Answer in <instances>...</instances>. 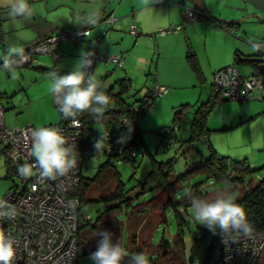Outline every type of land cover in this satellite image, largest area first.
Returning <instances> with one entry per match:
<instances>
[{
	"label": "rangeland",
	"instance_id": "1",
	"mask_svg": "<svg viewBox=\"0 0 264 264\" xmlns=\"http://www.w3.org/2000/svg\"><path fill=\"white\" fill-rule=\"evenodd\" d=\"M234 0H213L211 4L216 11H224L223 5L231 4ZM241 2L245 9V15L235 23V35L240 40L238 56L243 57L244 53L253 52L254 48L250 41H260L264 39V0H237ZM0 3H5L0 0ZM260 11V14H259ZM263 13V14H261ZM212 16L215 14L210 13ZM247 14H250L249 16ZM247 15V16H246ZM215 17L228 21L229 19L215 15ZM260 18H263L262 20ZM232 20V19H230ZM189 24V23H188ZM227 24V23H226ZM229 26H234L228 24ZM223 32L227 30L221 25ZM30 27H16L14 29L3 28L0 30V46H7L9 41H19L23 34H30ZM225 28V30H224ZM237 28V29H236ZM34 28L32 27V30ZM74 30V29H73ZM157 30V29H156ZM71 29L57 30L60 32H69ZM229 31V30H227ZM232 33V32H231ZM3 35V37H2ZM195 36V37H194ZM195 48L199 53L198 63L204 73L203 80L196 79L189 81L188 77L176 76L171 86H166V92L159 97L152 99L153 107L138 113L140 118L137 122L140 142L138 143L143 154L135 158V166L124 160L116 165L120 175L126 180L127 185L133 184L135 180H142L150 168V155L155 159L162 160L169 156H174V165L172 177L183 172L186 165L200 156H206L209 148L220 155H226L230 159L238 160L245 158L252 168L260 167L264 163V98L242 99H222L215 102L206 112L204 126L207 128V138L204 141L192 139L189 143L181 140L173 141L172 138L161 133L173 126V131L177 137L185 138L187 136L186 128L192 111L208 97V86L213 71L217 68L234 65L241 73H247L254 70V64L248 60L236 61L233 53H226L222 44L224 37L218 28H210L207 32L209 39L205 40V48L202 49L203 37L194 34ZM147 51L145 56L153 59L157 53V44L154 39L149 37ZM66 41V39H62ZM2 50L0 48V55ZM174 55V54H173ZM234 55V57H236ZM123 60V59H122ZM50 62L47 54H35V60L29 65H20L15 68L16 78L13 79L8 70L0 68V103L3 106V118L6 126H20L27 122L34 126H40L46 123L58 121L59 115L52 103L51 96L45 102L44 97L33 98V95L43 92L45 80H36L35 82V63ZM177 64L181 60H176ZM1 63V62H0ZM148 64V60L146 64ZM112 66V65H111ZM108 70L111 72L107 76V82L111 83L119 75L118 69ZM146 67V66H145ZM34 70V71H33ZM146 70V68H145ZM177 71L181 73L178 67ZM134 80L129 89L122 92V96L129 103H137L144 93V75L138 78L133 75ZM113 83V82H112ZM152 83L148 84L150 87ZM116 87V85H115ZM135 88L138 90L135 91ZM134 90V91H133ZM180 104H185L183 119L181 125L173 122V112L179 108ZM92 129L101 131L104 127L102 122L92 124ZM166 145L163 149L162 145ZM164 145V146H165ZM103 155L95 154L83 158L81 161L82 173L90 176L96 170L97 165L103 160ZM262 169H258L249 174V177L256 178L260 175ZM132 173V174H130ZM130 175V176H129ZM248 177V175H247ZM15 180L14 175L8 170L2 153H0V196L11 187ZM111 178L105 175L90 184L85 191L87 197H93L100 193H105L106 187L111 185ZM145 182V188L149 185ZM201 184L202 194L197 193L202 199H215L223 190L228 189L235 197L238 189L232 188L227 180H211L205 173H195L187 178L177 181L174 198H179L185 194L188 188L193 184ZM166 192L160 188L154 190L147 189L142 195L134 201L133 205L127 209L120 208L105 212L102 215L103 223L98 225V231H109L113 234V243L120 242L121 246L126 248L129 254L144 253L147 258L158 259V264H171L168 258L171 254L163 255L160 244L165 241L175 254V258H180L181 264H189L188 257L192 264H201L206 254V244L209 242L211 231L204 225H200L194 219V211L189 203H186L182 210L181 204L178 208L183 222L181 224V234L184 242L183 251L178 245H175L177 226L171 208L168 206L162 217L161 203L165 201ZM103 208L100 201H86L81 209L90 215L93 220L95 213ZM88 227H82L79 230L81 235V246L75 259L76 264H93L89 259V254L94 252L92 248L93 240L97 239L88 233ZM170 256V257H169ZM184 257V258H183ZM175 258L172 264L175 262ZM257 264H264V248L260 253Z\"/></svg>",
	"mask_w": 264,
	"mask_h": 264
},
{
	"label": "built area",
	"instance_id": "2",
	"mask_svg": "<svg viewBox=\"0 0 264 264\" xmlns=\"http://www.w3.org/2000/svg\"><path fill=\"white\" fill-rule=\"evenodd\" d=\"M181 16L182 24H171L166 28L159 27L156 32L164 34L170 30H177L183 24L198 20L201 15L198 9L185 7ZM112 21V14L105 16L103 19L105 29L101 35L96 36L97 41L110 28ZM127 31L136 34L139 29L135 24H130ZM85 32L88 33L87 28L44 36L25 49L28 60L22 65L32 63L37 53L47 54L55 59L59 55L57 49L59 40H77L83 38ZM84 52L92 53L93 64L89 69L90 72H93L97 61L112 62L114 66H121L123 62L118 54L101 53L96 50ZM210 90L218 101L264 98V76L256 70L241 73L236 66L226 65L212 73ZM105 91L111 98L107 113L114 109L115 101L107 88ZM165 91V85L153 81L147 90L150 98L148 108L153 105L152 99L161 96ZM51 99L58 111L59 119L40 126H34L29 122L20 126H6L3 106L0 103V153L9 172L15 178L11 187L0 196V201L7 203L8 207L14 211V216L10 219L0 218V229L11 233L17 241V255L13 264H76L80 227L86 221H91L87 212L79 210L76 185L82 173L81 161L83 158L101 153L110 163L119 164L143 154L140 145L133 141L135 129L132 122L137 123L140 118L138 104L131 105V109L137 112L133 119L130 120L128 116L122 114L114 122L107 116V119L99 120L104 125L99 131L91 127L97 121L93 123L83 121L82 116L85 113L75 121L65 119L58 105L54 103L52 94ZM38 127L61 129L69 146L75 147L79 163L67 175L50 180L41 179L38 173L28 179L18 174V166L25 163L32 164L35 161L32 156L31 133ZM100 139L103 140L104 147L96 151L94 145ZM69 201L75 202V208L69 206ZM0 211H6L3 204H0ZM263 247L264 230L254 231L251 236L237 233L223 235L214 241L211 255L201 264H254ZM148 259L150 264H155V258L148 257ZM189 264L192 262L189 261Z\"/></svg>",
	"mask_w": 264,
	"mask_h": 264
},
{
	"label": "crops",
	"instance_id": "3",
	"mask_svg": "<svg viewBox=\"0 0 264 264\" xmlns=\"http://www.w3.org/2000/svg\"><path fill=\"white\" fill-rule=\"evenodd\" d=\"M3 2L5 3H0V30L3 26L7 29L30 27V34H23L21 40L18 38V42L24 48L37 43L44 36L56 34V31L60 29H88V35L83 38L77 40L66 39V41L59 40L57 43L59 55L55 59L49 56V63L36 62L35 66H32L33 69H36V71L33 70L35 72L34 77H36L35 82L45 77L43 78L45 80L43 92L33 95V98L44 97L43 101L45 102L51 96L47 74L53 70L60 72L62 75L70 73L74 70L75 62L81 53L86 50L118 54L122 57L123 62L119 69L117 68L119 66L115 67L112 62L104 63L101 61H97L93 67V74L110 91L112 97H114V92H123L129 89L128 86L134 80L133 75L139 79L144 75L146 86L142 95L147 93L148 84L153 81L172 87L176 76L188 77L189 81L203 80L205 72L201 70V66L198 63L199 53L195 49L197 47L194 45L196 43L194 34L204 38L202 42L203 49L205 48V40L209 39L207 32L210 28H218L222 33L224 37L222 47L225 52L233 53L234 60L243 61L238 56L241 54L238 53L240 40L233 33L235 32L233 28L237 26L232 23L245 15L242 3L237 0L227 5L221 3L225 9L224 11H216L211 4L213 0H29L33 8V16L27 20L22 17H17L15 20L11 19L8 16L10 0H3ZM185 7L202 9L204 13L208 12L222 16L229 19L228 22L234 26H225L229 31L224 28L225 32H223L221 25L215 24L205 17H200L194 22L181 25L177 30H170L164 34L156 32L159 27L166 28L171 24H182L181 12ZM93 14L96 16L95 23L84 24V20ZM108 14L113 15L111 26L97 41L95 38L101 35V32L105 29L103 19ZM247 15L249 16L250 14ZM130 24H135L139 32L136 34L129 33L127 29ZM32 27L34 28L33 30ZM151 36L157 44V53L155 58L148 59L145 56V52ZM261 41L251 40L250 43L254 50L253 52L244 53V56L251 57L257 54L259 52L258 44ZM1 45L3 46H0L1 55H3L6 53L7 46L3 45V41ZM237 53L238 55L234 57ZM147 60L148 64L145 65ZM176 60H181V63L177 64ZM109 65H112L111 69H118L119 75L111 83H105L107 82V76L111 72L108 70ZM178 67L181 73L177 71ZM136 90L138 89L135 88Z\"/></svg>",
	"mask_w": 264,
	"mask_h": 264
},
{
	"label": "clouds",
	"instance_id": "4",
	"mask_svg": "<svg viewBox=\"0 0 264 264\" xmlns=\"http://www.w3.org/2000/svg\"><path fill=\"white\" fill-rule=\"evenodd\" d=\"M8 16L15 20L22 17L25 20L33 16V8L29 0H10ZM95 14L84 20V24H94ZM84 35H88L87 32ZM92 53L82 52L75 62L74 70L67 74L58 71H50L47 74L49 88L54 103L58 105L60 113L65 119L75 121L81 114L88 113L99 121L108 111L111 98L106 94L105 86L90 72L93 60ZM3 64L0 68L8 70L13 79L16 78L15 68L26 63L24 46L18 41H9L6 53L0 55ZM32 156L35 158L32 164L18 166V174L28 179L37 174L41 179L56 180L67 175L75 169L79 163L78 153L74 146H69L68 140L62 130L57 127H38L31 133ZM104 147L103 140H98L94 148L96 151ZM35 170V171H34ZM191 208L194 211V219L215 233L219 229L221 234L233 233L251 236L254 232L253 225L249 222L245 209L235 202L233 194L223 190L215 199L207 200L196 196L191 191H186ZM6 211H0V218L10 219L14 211L7 203L0 201ZM69 206L75 208V202L69 201ZM100 239L94 252L89 254L93 264H150L144 253L129 254L120 242L113 243V234L107 230L97 234ZM17 255V241L4 230L0 229V264H13Z\"/></svg>",
	"mask_w": 264,
	"mask_h": 264
},
{
	"label": "trees",
	"instance_id": "5",
	"mask_svg": "<svg viewBox=\"0 0 264 264\" xmlns=\"http://www.w3.org/2000/svg\"><path fill=\"white\" fill-rule=\"evenodd\" d=\"M198 10L200 11V17H205L206 19L215 24L224 26H228V24H230V22L212 16L208 12L204 13L202 9ZM232 23L235 24L236 20ZM258 45L259 52L257 54H260L264 57V40H262ZM241 59L248 60L251 62L250 56H243L241 57ZM236 61L239 60L236 59ZM0 62V65H2L3 61ZM254 70L264 76V64L262 70H259L254 64ZM209 92L210 93L206 101L201 102L195 108V110L192 111V115L189 118L188 126L186 128L187 136L185 138L177 137L176 133H174L175 131H173V126L168 127L167 130H165L161 134L172 138L174 142L181 140L182 142L185 141L189 143L192 139H200L201 141H204L207 138V128H205L204 126L206 112L209 110L210 107H212L215 102L218 101L215 99V96L211 92V90ZM121 94V91L113 93L115 107L109 112H105L104 117L102 118L103 120L107 119L108 116L112 121L115 122L117 121V118L122 114L128 116L131 120L133 119V116L137 114V112L131 109L132 103L127 102ZM137 99V104L139 105L138 113L141 111H145L148 108V104L150 102L148 94L145 93ZM184 105L185 104H180L179 108H177L173 112V122H176L177 126L181 125L182 123L181 121L184 115V112L182 110L184 109ZM82 117L84 122L93 123L97 121L88 113L83 114ZM132 125L135 129L133 141L135 143H139L140 139L137 123L132 122ZM164 145H162L163 149L166 148V145ZM128 161H130L133 166H135V158ZM116 165L118 164L110 163L106 158H103V160L97 165L96 170L92 175L86 176L83 173H80L79 180L76 185V191L79 198V210H81L83 203L86 201H100L103 206L101 210H98L95 213L93 220L86 221L80 227L82 228L87 226L88 233H90L91 236L95 234L93 237L97 240H93L91 248L94 251L96 250L97 242L100 239L97 234L99 233L98 225L103 223L102 215L105 212L111 210H116L120 208L127 209L131 207L134 201H137V198L142 195L147 189L154 190L155 188H160L162 190H165L166 192L165 201L161 203V218L163 219L165 210L169 206L172 210L177 226V233L174 242L175 245H178L179 248L183 251L184 242L181 234V224L183 222V219L179 209L181 208L182 210H186L185 205L189 202L185 194L179 198H174L173 193L175 191L177 181L200 172L205 173V175L209 176L211 180H227L231 184V189L237 188L238 192L234 197L235 202L240 204L245 209L248 216V220L254 227V231L264 230V163L260 167L252 168L249 166L245 158H241L238 160L230 159L228 156L220 155L216 153L213 149L209 148L206 156H200L198 159L191 161L189 164L186 165L183 172L172 177L174 156H169L165 159L158 160L155 159L152 155H150V168L147 171V174L143 177L142 180H135L133 184L128 185L126 183V180L123 179L120 175V171L116 168ZM260 168L262 169L260 175H258L256 178L249 177L250 173ZM103 175H105L108 179L111 178L112 180L111 185L106 187L107 192L100 193L93 197H87L85 195L86 189H88L89 185L94 183L97 179L103 177ZM148 180L150 183H148L149 185H147V187L145 188V182ZM200 185L201 184L193 183L187 191H191L196 196L197 193L202 194L203 192L202 188H200ZM178 204H181L180 208L178 207ZM223 235L226 234H221L219 229H217L215 233L211 231L209 242L206 244V254L204 261L211 255V248L214 241H216L220 236ZM81 240V235L80 233H78L77 249H79V247L81 246ZM160 249L163 255L171 254V257L169 256L170 258H168V260L169 263L172 264V261L175 258V254L172 249L169 248L165 241L160 244ZM260 253L256 257L254 264H257L260 258ZM187 259L188 262H191V258L188 257ZM157 261L158 259L155 257L154 263L158 264ZM173 264H181L180 258H175V262ZM184 264H186V261H184Z\"/></svg>",
	"mask_w": 264,
	"mask_h": 264
},
{
	"label": "water",
	"instance_id": "6",
	"mask_svg": "<svg viewBox=\"0 0 264 264\" xmlns=\"http://www.w3.org/2000/svg\"><path fill=\"white\" fill-rule=\"evenodd\" d=\"M260 19H263V18H260ZM26 49V48H25ZM250 60L253 62V63H257V68L259 70H262L263 69V64H264V57H250Z\"/></svg>",
	"mask_w": 264,
	"mask_h": 264
},
{
	"label": "flooded vegetation",
	"instance_id": "7",
	"mask_svg": "<svg viewBox=\"0 0 264 264\" xmlns=\"http://www.w3.org/2000/svg\"><path fill=\"white\" fill-rule=\"evenodd\" d=\"M263 57L262 55H260V54H255V55H253L252 57ZM256 66H257V63H254Z\"/></svg>",
	"mask_w": 264,
	"mask_h": 264
}]
</instances>
